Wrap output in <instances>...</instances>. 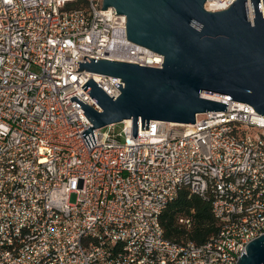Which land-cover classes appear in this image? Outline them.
Returning <instances> with one entry per match:
<instances>
[{
	"label": "built area",
	"instance_id": "obj_1",
	"mask_svg": "<svg viewBox=\"0 0 264 264\" xmlns=\"http://www.w3.org/2000/svg\"><path fill=\"white\" fill-rule=\"evenodd\" d=\"M103 1L0 0V264H236L264 235V117L222 101L181 127L151 120L145 133L138 119L135 139L131 119L95 129L88 148L92 124L70 99L100 111L81 87L115 100L124 85L74 62L163 64ZM182 189L211 201L219 229L204 244L164 237L159 217Z\"/></svg>",
	"mask_w": 264,
	"mask_h": 264
},
{
	"label": "water",
	"instance_id": "obj_2",
	"mask_svg": "<svg viewBox=\"0 0 264 264\" xmlns=\"http://www.w3.org/2000/svg\"><path fill=\"white\" fill-rule=\"evenodd\" d=\"M206 0H104L126 17V39L163 57L160 68L109 60L78 64V71L121 79L113 100L93 80L81 89L100 111L78 106L92 124L82 136L95 145L93 130L132 120V137L145 122L195 123L197 115L226 111L222 101L250 105L264 117V0H236L227 10L209 12ZM212 98H215L213 100ZM236 264H264V235L248 243Z\"/></svg>",
	"mask_w": 264,
	"mask_h": 264
},
{
	"label": "trees",
	"instance_id": "obj_3",
	"mask_svg": "<svg viewBox=\"0 0 264 264\" xmlns=\"http://www.w3.org/2000/svg\"><path fill=\"white\" fill-rule=\"evenodd\" d=\"M189 220V224L180 222ZM164 237L174 243L204 244L218 232L211 212V201L189 194L185 189L168 204L159 217Z\"/></svg>",
	"mask_w": 264,
	"mask_h": 264
},
{
	"label": "rangeland",
	"instance_id": "obj_4",
	"mask_svg": "<svg viewBox=\"0 0 264 264\" xmlns=\"http://www.w3.org/2000/svg\"><path fill=\"white\" fill-rule=\"evenodd\" d=\"M35 70V69H34ZM117 130H119V125H117V128H116ZM70 201L71 202H74L75 201V196L74 195H72L71 197H70Z\"/></svg>",
	"mask_w": 264,
	"mask_h": 264
},
{
	"label": "bare ground",
	"instance_id": "obj_5",
	"mask_svg": "<svg viewBox=\"0 0 264 264\" xmlns=\"http://www.w3.org/2000/svg\"><path fill=\"white\" fill-rule=\"evenodd\" d=\"M261 12H262V14H263V10L261 9ZM213 100H215V98H212ZM175 126H177V127H181V125H175Z\"/></svg>",
	"mask_w": 264,
	"mask_h": 264
}]
</instances>
